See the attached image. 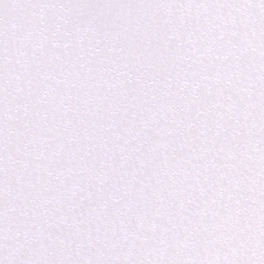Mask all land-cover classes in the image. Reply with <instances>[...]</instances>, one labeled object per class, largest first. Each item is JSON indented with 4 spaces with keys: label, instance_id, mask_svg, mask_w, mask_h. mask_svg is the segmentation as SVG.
<instances>
[{
    "label": "snow or ice",
    "instance_id": "6c2138e0",
    "mask_svg": "<svg viewBox=\"0 0 264 264\" xmlns=\"http://www.w3.org/2000/svg\"><path fill=\"white\" fill-rule=\"evenodd\" d=\"M0 264H264V0H0Z\"/></svg>",
    "mask_w": 264,
    "mask_h": 264
}]
</instances>
